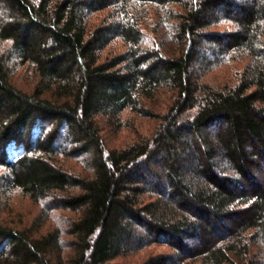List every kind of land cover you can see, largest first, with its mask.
I'll use <instances>...</instances> for the list:
<instances>
[{"label":"trees","instance_id":"obj_1","mask_svg":"<svg viewBox=\"0 0 264 264\" xmlns=\"http://www.w3.org/2000/svg\"><path fill=\"white\" fill-rule=\"evenodd\" d=\"M124 113L156 126L110 147ZM13 192L44 205L31 228L0 221V264H117L152 245L167 252L142 264H264V0H0ZM56 211L73 217L40 230Z\"/></svg>","mask_w":264,"mask_h":264},{"label":"rangeland","instance_id":"obj_2","mask_svg":"<svg viewBox=\"0 0 264 264\" xmlns=\"http://www.w3.org/2000/svg\"><path fill=\"white\" fill-rule=\"evenodd\" d=\"M101 16H96L93 18V23L97 24ZM225 24L218 27V30L225 29ZM123 47L121 46L120 42L115 41L114 43L110 44L107 48L106 52L109 50H113L115 52L121 51ZM202 56V51L200 53ZM232 66L224 67L219 70H216L209 75L207 78L209 81L213 83L220 82L224 77H226L229 72L231 71ZM25 70H19L14 74L13 81L19 87H25L24 85L27 84L26 75L24 74ZM162 102H166L165 99L161 98ZM159 108H156L155 111H159ZM123 120L125 122V128L120 130L115 135H109V133L103 131L102 134L106 137L108 144L110 147H119L128 141H131L138 135H150L155 126L156 122L153 120L142 119L138 117H133L132 115H128L124 113L122 115ZM64 166L69 169H73L75 171H80L81 167L75 162H65ZM0 221L7 226L14 227L17 229H28L32 227L35 220L37 219L38 215L42 211L43 203H36L31 201L29 198L22 196L18 192H13L10 194H6L0 197ZM73 215L67 212H52L48 218H46L45 223L40 228L42 231L54 229V227L63 228L65 223L72 218ZM162 252H167L164 246H156L152 245L150 247L144 248L139 250L135 253L125 255L123 257H119L114 260L113 263L117 264H142L148 258L154 257L157 254Z\"/></svg>","mask_w":264,"mask_h":264}]
</instances>
